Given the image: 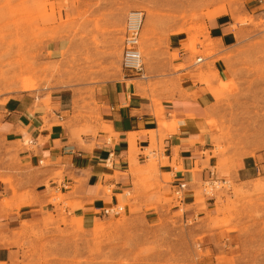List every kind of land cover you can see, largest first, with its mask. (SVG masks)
I'll return each mask as SVG.
<instances>
[{"label": "rangeland", "instance_id": "obj_1", "mask_svg": "<svg viewBox=\"0 0 264 264\" xmlns=\"http://www.w3.org/2000/svg\"><path fill=\"white\" fill-rule=\"evenodd\" d=\"M244 5L245 0H0V93L30 91L43 97L36 104L50 109L52 96L66 90L74 105L66 122L79 132L94 134L103 125L95 88L123 80L122 28L129 10L144 12L139 49L146 78L133 82L168 131L177 122L166 121L162 103L169 102L184 66L179 51L189 52L197 66V58L214 55L208 21L219 14L231 18L237 35L235 48L218 57L228 60L230 79L214 85L211 72L200 73L207 89L220 93L205 122L213 150L204 154L216 159L214 177L195 178L191 191L186 187L182 198L193 204L179 202L165 188L172 175L160 169L165 159L149 152L157 147L153 132L146 165L132 171L149 200L143 209L120 202L119 215L83 222L65 212L62 194L52 191L49 203H63L62 210L21 221L0 264H264V7L251 13ZM246 157L258 167L250 178L240 173Z\"/></svg>", "mask_w": 264, "mask_h": 264}, {"label": "crops", "instance_id": "obj_2", "mask_svg": "<svg viewBox=\"0 0 264 264\" xmlns=\"http://www.w3.org/2000/svg\"><path fill=\"white\" fill-rule=\"evenodd\" d=\"M245 4V10L253 13L264 7V0H245ZM232 24L231 18L222 14L208 21L209 36L217 50L211 57L200 59V70L199 65L190 63L189 52L179 51L184 66L169 102L162 103L166 121L177 122L172 131L167 130L161 113L153 112L134 79L124 76L95 88L96 110L104 126L99 123L94 134L79 132L74 123L67 124L74 105L72 94L66 90L52 96L50 109L36 104L43 97L30 91L0 93V261L8 258L11 230L21 221L62 210L63 203L59 207L49 203L52 191L62 194L68 204L65 212L83 222L101 216V208L120 202H132L143 209L149 200L135 184L132 171L146 165L149 154L145 151L154 140L153 132L157 145L154 154L167 163L159 168L172 175L165 188L173 191L180 182L190 189L195 178L214 177L210 167L215 166L216 159L210 153L206 160L204 154L213 150L212 133L205 122L220 90H208L200 73L211 72L214 85L230 79L228 60L218 57L237 44ZM176 45L179 47L178 41ZM205 164L209 168L202 167ZM241 165L243 177L250 178L258 171L252 157L243 158ZM183 202L193 204L190 199ZM206 206L210 208L208 201ZM191 210L195 213V206Z\"/></svg>", "mask_w": 264, "mask_h": 264}, {"label": "built area", "instance_id": "obj_3", "mask_svg": "<svg viewBox=\"0 0 264 264\" xmlns=\"http://www.w3.org/2000/svg\"><path fill=\"white\" fill-rule=\"evenodd\" d=\"M144 12L140 9H131L127 12L122 28V50H121V68L125 72L123 76L130 79H145L143 69V60L140 52V34L143 24ZM201 58H197L200 62ZM154 154V150L150 151ZM212 179V178H211ZM185 183H177L173 193L177 195L179 202L183 201L182 195L186 189ZM119 204L103 207L100 209L101 216H117L122 211Z\"/></svg>", "mask_w": 264, "mask_h": 264}, {"label": "bare ground", "instance_id": "obj_4", "mask_svg": "<svg viewBox=\"0 0 264 264\" xmlns=\"http://www.w3.org/2000/svg\"><path fill=\"white\" fill-rule=\"evenodd\" d=\"M143 20H144V18H143ZM142 26H143V24H142ZM191 44V43H190ZM142 55V54H141ZM143 57V56H142ZM150 152V151H149ZM153 155V154H152Z\"/></svg>", "mask_w": 264, "mask_h": 264}]
</instances>
